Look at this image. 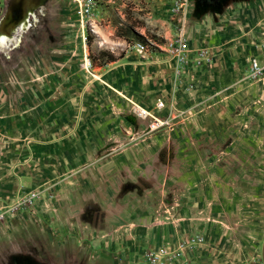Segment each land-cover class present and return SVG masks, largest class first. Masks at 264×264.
Segmentation results:
<instances>
[{
  "label": "rangeland",
  "instance_id": "rangeland-1",
  "mask_svg": "<svg viewBox=\"0 0 264 264\" xmlns=\"http://www.w3.org/2000/svg\"><path fill=\"white\" fill-rule=\"evenodd\" d=\"M43 2L0 50V264H263L264 0Z\"/></svg>",
  "mask_w": 264,
  "mask_h": 264
},
{
  "label": "bare ground",
  "instance_id": "bare-ground-1",
  "mask_svg": "<svg viewBox=\"0 0 264 264\" xmlns=\"http://www.w3.org/2000/svg\"><path fill=\"white\" fill-rule=\"evenodd\" d=\"M44 4L43 0L38 2V0H25V18L22 23L17 27L10 28L11 34H7L0 30V50L6 52L12 45H16L18 48L17 37L23 35L25 31L29 29L32 25V19L36 18L35 12ZM4 22V17L1 20ZM23 38V37H22ZM8 55V54H7Z\"/></svg>",
  "mask_w": 264,
  "mask_h": 264
},
{
  "label": "water",
  "instance_id": "water-1",
  "mask_svg": "<svg viewBox=\"0 0 264 264\" xmlns=\"http://www.w3.org/2000/svg\"><path fill=\"white\" fill-rule=\"evenodd\" d=\"M25 0H11L7 6L4 22H0V30L11 34L10 28L19 26L25 18ZM262 262L264 264V245L262 249Z\"/></svg>",
  "mask_w": 264,
  "mask_h": 264
},
{
  "label": "flooded vegetation",
  "instance_id": "flooded-vegetation-1",
  "mask_svg": "<svg viewBox=\"0 0 264 264\" xmlns=\"http://www.w3.org/2000/svg\"><path fill=\"white\" fill-rule=\"evenodd\" d=\"M42 0H38L41 2ZM195 8L202 10H209V11H218L221 10L223 4L228 0H193Z\"/></svg>",
  "mask_w": 264,
  "mask_h": 264
},
{
  "label": "built area",
  "instance_id": "built-area-1",
  "mask_svg": "<svg viewBox=\"0 0 264 264\" xmlns=\"http://www.w3.org/2000/svg\"><path fill=\"white\" fill-rule=\"evenodd\" d=\"M252 68H253V70H257V71H260L261 70V68L258 66V63L256 62V61H253L252 62ZM162 105V104H161ZM159 125L158 124H156L155 126H152L153 127V129L154 128H157Z\"/></svg>",
  "mask_w": 264,
  "mask_h": 264
},
{
  "label": "trees",
  "instance_id": "trees-1",
  "mask_svg": "<svg viewBox=\"0 0 264 264\" xmlns=\"http://www.w3.org/2000/svg\"><path fill=\"white\" fill-rule=\"evenodd\" d=\"M112 60H114V58H112L111 56L107 57V61H112Z\"/></svg>",
  "mask_w": 264,
  "mask_h": 264
}]
</instances>
